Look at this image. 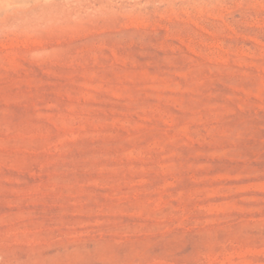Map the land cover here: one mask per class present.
<instances>
[{
    "label": "rangeland",
    "instance_id": "374dc122",
    "mask_svg": "<svg viewBox=\"0 0 264 264\" xmlns=\"http://www.w3.org/2000/svg\"><path fill=\"white\" fill-rule=\"evenodd\" d=\"M0 264H264V0H0Z\"/></svg>",
    "mask_w": 264,
    "mask_h": 264
}]
</instances>
